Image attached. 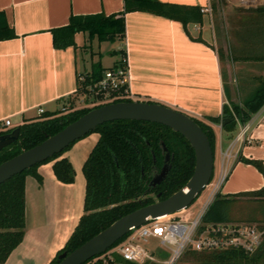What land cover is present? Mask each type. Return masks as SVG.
<instances>
[{
  "label": "crops",
  "instance_id": "1",
  "mask_svg": "<svg viewBox=\"0 0 264 264\" xmlns=\"http://www.w3.org/2000/svg\"><path fill=\"white\" fill-rule=\"evenodd\" d=\"M158 1L208 6L209 11L202 12L200 22H188L184 27L179 21L150 12H125L123 40L101 41L114 44L105 50L114 57L105 67L99 60L101 42L95 38L89 39L79 31L73 34V45L55 48L49 30L65 25L70 15L118 13L123 0H0V12L13 32L12 37L0 39V125L9 119V127H15L39 115L37 108L65 112L69 104L73 105L77 76L88 73L94 63L92 56L97 54L96 62L105 69L119 60L118 51L122 49L131 99L160 103L208 123L215 136L213 158L215 152L221 156L233 143V158L229 159L230 169L220 194L261 187L260 173L236 157L260 159L264 165V102L244 124L236 122L231 133L206 118L219 117L224 104H240L260 81L264 82V11L240 6L238 0H226L223 20L216 29L220 33L224 24V43L219 49L215 47L218 37L210 20L212 6L208 0ZM92 40L98 49L94 53L87 50ZM242 127V140L235 141ZM40 168H36L42 178L40 184L30 175L24 177V183L28 176L35 180L37 190L43 191L45 180L53 185L58 181L48 171L44 176ZM39 194L46 201L52 199L50 211L37 223L32 221L31 226L24 223L21 241L3 264H47L82 213L81 198L76 214L71 211L57 219L52 211L58 193ZM157 249L152 252L163 259L167 251Z\"/></svg>",
  "mask_w": 264,
  "mask_h": 264
},
{
  "label": "trees",
  "instance_id": "2",
  "mask_svg": "<svg viewBox=\"0 0 264 264\" xmlns=\"http://www.w3.org/2000/svg\"><path fill=\"white\" fill-rule=\"evenodd\" d=\"M254 9L264 11V5L256 6ZM131 10L146 11L176 20L183 27L188 22H200L202 15L199 6L178 5L158 0H123V7L118 13L70 15L65 25L49 30L52 45L55 48L73 45V34L79 31L86 33L89 39L95 38L98 42L123 40V14ZM12 36L13 32L0 12V39ZM118 52L120 58L113 65L125 63L124 51L120 49ZM217 54L220 56V52L217 51ZM103 70L99 62L91 64L88 73L82 76L83 79L77 80L76 92L82 95L90 94L85 87L97 81ZM131 100L129 96H120L114 97L109 102ZM263 102L264 82L260 81L240 104L231 103L229 106L224 104L219 117H207L206 120L220 123L223 119H227L221 128L231 133L236 122L244 124ZM98 105L101 104L73 108L69 104L65 112L44 111L21 122L16 125L17 138L0 149V162L39 143L46 136L55 133ZM191 119L205 134L213 155L215 136L212 127L201 119L194 117ZM10 130V128H0V135ZM91 131L97 133V138L80 165L84 181L82 213L62 247L55 252L47 264H55L60 252L71 251L119 216L154 200L167 197L183 185L192 172L194 163L192 148L182 135L162 124L119 119L103 122L89 132ZM71 144L0 183V264H3L23 236L24 177L30 175L40 184L41 176L36 168L39 164L50 160L53 177L59 182L70 183L73 179L71 164L65 157L59 156ZM165 152L169 155V169L158 185L148 188L147 183L152 174L158 170ZM236 160L252 165L262 177V186L235 193H217L202 216L203 222L230 221L232 207L239 202L247 209L243 221H264V165L260 159L240 155ZM128 234L129 231L109 248L122 241ZM182 257L197 264H264V241L251 253L235 248L200 251L186 249ZM82 264L137 263L112 253L105 261L93 257Z\"/></svg>",
  "mask_w": 264,
  "mask_h": 264
},
{
  "label": "water",
  "instance_id": "3",
  "mask_svg": "<svg viewBox=\"0 0 264 264\" xmlns=\"http://www.w3.org/2000/svg\"><path fill=\"white\" fill-rule=\"evenodd\" d=\"M119 119L156 122L182 135L194 155L191 175L167 197L119 216L71 251L60 252L55 264H82L100 255L131 228L186 208L209 182L213 167L212 151L205 134L191 117L160 103L131 100L107 102L93 107L39 143L0 162V183L60 152L95 126ZM225 122L227 119H223L219 125L222 126ZM17 134L16 126L9 132L1 134L0 149L14 141ZM165 173L166 167L163 165L159 173L152 178L151 184L158 183Z\"/></svg>",
  "mask_w": 264,
  "mask_h": 264
},
{
  "label": "built area",
  "instance_id": "4",
  "mask_svg": "<svg viewBox=\"0 0 264 264\" xmlns=\"http://www.w3.org/2000/svg\"><path fill=\"white\" fill-rule=\"evenodd\" d=\"M238 4L243 7H255L264 5V0H238ZM201 12H208V6L201 7ZM125 61V60H124ZM83 77L77 76L81 81ZM128 72L126 64L116 63L105 68L101 77L85 88L93 98H109L129 96L127 90ZM117 93V94H113ZM64 110V108H61ZM42 108H37V114L42 113ZM1 128L10 126L9 119L1 122ZM244 127H242L235 137V141L242 140ZM233 143H230L221 153V160L218 167L217 176L212 182L207 183L208 191L205 199L199 204L194 212L178 213L185 208L150 220L138 227L131 228L129 234L122 241L105 252L94 257L105 261L112 253L118 254L121 258L137 263L154 264H176L186 249L200 250H223L235 248L251 253L256 250L264 241V221H222L203 222L202 216L208 205L219 193L230 169L229 159H232ZM205 186V187H206ZM149 238L157 241V246L167 251L163 259H159L152 251L145 250L142 243Z\"/></svg>",
  "mask_w": 264,
  "mask_h": 264
},
{
  "label": "rangeland",
  "instance_id": "5",
  "mask_svg": "<svg viewBox=\"0 0 264 264\" xmlns=\"http://www.w3.org/2000/svg\"><path fill=\"white\" fill-rule=\"evenodd\" d=\"M208 3L210 6H212V11L210 12V20L214 27V33L216 38L218 39L215 42V47L221 49V42L224 43V24L222 23L220 27V33L219 30L216 29L217 25H220L219 22H221V19L224 17V9L226 6V0H208ZM223 9V15L221 13V10ZM223 20V19H222ZM209 34V31H208ZM219 40V41H218ZM93 45L90 47H87V50L89 52L97 51L99 49L101 56L99 57V60L102 64V66L107 67L111 61L114 59V57L111 54H108L105 52V50H108L109 48L114 47V44L110 45L108 42H101L99 44V47L94 45L96 43L95 40L91 41ZM98 59L97 54L92 56V62H96ZM93 63V64H94ZM74 102H73V108L83 107V106H90L94 104H103L106 102H109V98H95L91 97L89 94H78L76 93L74 95ZM83 99H86L85 101ZM134 100V98H132ZM136 100V99H135ZM145 99H139V101H142ZM239 132V131H238ZM97 137V133L94 131L86 133L84 136L80 137L79 139L75 140L67 149L63 150L59 157H65L71 164L72 170H73V179L70 183H63V182H54V185L49 182L48 180L44 181V184L46 185V188L41 191L37 190V185L35 180L32 178H29L27 176L26 181L24 183V205H25V214H24V223L26 226H31L32 221L34 223H37L38 219L41 220V218L44 217V213L46 214L48 211H50V204L52 202V199H46L41 198V195L39 193H58L57 199H55L56 207H54L53 214L56 215L57 219H60V217L64 215H69L72 211H74V214L77 213V209L81 206V198H82V191H83V176L80 171V165L85 158L87 152L95 142ZM221 160V156L218 155L217 152L214 154L213 158V167H212V174L211 179L214 180V178L217 176L218 173V167ZM51 162L52 161H46L41 164H39V167H42L40 169H43V175L45 173H52L51 172ZM47 168L45 170L43 168ZM45 170V171H44ZM38 171V170H36ZM41 172V173H42ZM227 178V176H226ZM225 178V179H226ZM42 179V178H41ZM56 180V179H55ZM225 181V180H224ZM223 185V183H222ZM221 185V186H222ZM221 188V187H220ZM208 191V186L204 187L200 193L196 196V198L182 211H179L178 213H189L194 212L198 208L199 204L202 203V201L205 199ZM60 195V196H59ZM70 196V197H69ZM43 202V203H42ZM49 202V203H48ZM52 209V208H51ZM45 211V212H44ZM246 211L247 209L245 206H243L242 203H235L232 207L231 211V217L230 221L233 222H241L243 219L246 218ZM50 213V212H49ZM35 219V220H34ZM142 246L145 248V250H154L156 252L158 249L157 241L154 238H149L147 242L142 243ZM114 254V253H113ZM176 264H197L195 261L186 259L184 257H180V259L177 261Z\"/></svg>",
  "mask_w": 264,
  "mask_h": 264
},
{
  "label": "flooded vegetation",
  "instance_id": "6",
  "mask_svg": "<svg viewBox=\"0 0 264 264\" xmlns=\"http://www.w3.org/2000/svg\"><path fill=\"white\" fill-rule=\"evenodd\" d=\"M8 128L12 129L13 127H8ZM3 129H4V128H3ZM5 129H6V128H5ZM96 138H97V137H96ZM162 148H163V147H162ZM163 149H164V148H163ZM163 165L166 167V173H167V171H168V169H169V155H168L166 152H165V153L163 154V156H162L161 163H160V166H159L158 170H157L156 172H154V173L152 174V176L150 177V180H149L148 183H147L148 188H150V187L152 188V187L158 185V184L163 180V178L165 177L166 173H165V175L162 177V179H161L158 183H156V184H154V185L151 184V180H152V178H153L155 175H157V174L159 173V171H160V169H161V167H162Z\"/></svg>",
  "mask_w": 264,
  "mask_h": 264
}]
</instances>
